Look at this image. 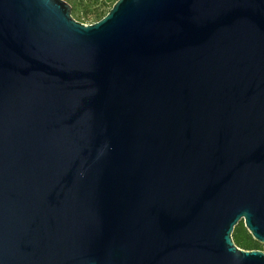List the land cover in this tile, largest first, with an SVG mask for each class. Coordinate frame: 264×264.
<instances>
[{"label":"water","instance_id":"obj_1","mask_svg":"<svg viewBox=\"0 0 264 264\" xmlns=\"http://www.w3.org/2000/svg\"><path fill=\"white\" fill-rule=\"evenodd\" d=\"M264 0H0V264H264Z\"/></svg>","mask_w":264,"mask_h":264},{"label":"rangeland","instance_id":"obj_2","mask_svg":"<svg viewBox=\"0 0 264 264\" xmlns=\"http://www.w3.org/2000/svg\"><path fill=\"white\" fill-rule=\"evenodd\" d=\"M71 7L72 18L83 25H91L99 21L109 11L116 0H101L96 4L89 3L90 0H63ZM262 251H264V244H262Z\"/></svg>","mask_w":264,"mask_h":264},{"label":"trees","instance_id":"obj_3","mask_svg":"<svg viewBox=\"0 0 264 264\" xmlns=\"http://www.w3.org/2000/svg\"><path fill=\"white\" fill-rule=\"evenodd\" d=\"M99 1H101V0H90L89 3L96 4ZM69 2H71V0H68V3ZM81 2H82V0H79V3H81ZM231 238H232L234 245L240 250H243V251H262V245L253 240L251 235L248 233V231L244 227V224L242 221H240L238 223V225L235 227ZM262 252H264V251H262Z\"/></svg>","mask_w":264,"mask_h":264}]
</instances>
